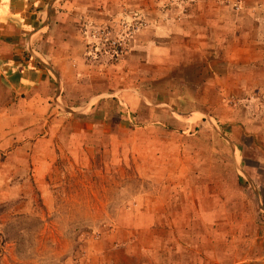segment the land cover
I'll return each mask as SVG.
<instances>
[{
	"label": "rangeland",
	"instance_id": "rangeland-1",
	"mask_svg": "<svg viewBox=\"0 0 264 264\" xmlns=\"http://www.w3.org/2000/svg\"><path fill=\"white\" fill-rule=\"evenodd\" d=\"M148 26L83 16L90 73L1 109L0 264H264V90L184 114L174 77L125 72Z\"/></svg>",
	"mask_w": 264,
	"mask_h": 264
},
{
	"label": "crops",
	"instance_id": "crops-1",
	"mask_svg": "<svg viewBox=\"0 0 264 264\" xmlns=\"http://www.w3.org/2000/svg\"><path fill=\"white\" fill-rule=\"evenodd\" d=\"M166 4V0H0V111L27 95L35 116L41 97L32 96L50 90L53 81L64 88L75 74L90 73L77 30L80 19L89 15L103 21L124 8L141 11L149 24L135 41L125 72L141 74L152 84L174 77L181 85L176 90L184 92L173 106H189L184 114L203 117L202 108H215L224 98L240 101L248 92L264 90V0L229 4L190 0L187 13L174 16L166 13ZM173 10L180 12L181 7ZM163 96L159 93V98ZM168 101L152 105L171 106Z\"/></svg>",
	"mask_w": 264,
	"mask_h": 264
},
{
	"label": "trees",
	"instance_id": "trees-1",
	"mask_svg": "<svg viewBox=\"0 0 264 264\" xmlns=\"http://www.w3.org/2000/svg\"><path fill=\"white\" fill-rule=\"evenodd\" d=\"M125 113H127V112H125ZM128 115H130V114H128Z\"/></svg>",
	"mask_w": 264,
	"mask_h": 264
}]
</instances>
